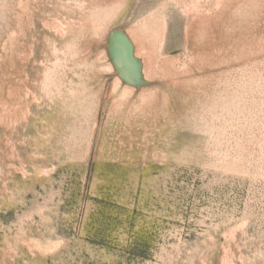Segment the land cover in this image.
<instances>
[{"label": "rangeland", "instance_id": "1", "mask_svg": "<svg viewBox=\"0 0 264 264\" xmlns=\"http://www.w3.org/2000/svg\"><path fill=\"white\" fill-rule=\"evenodd\" d=\"M106 1L0 0V264H264V1L245 30L232 1L125 0L94 38L81 13ZM158 6L171 76L147 80L114 47ZM116 77L151 107L115 108Z\"/></svg>", "mask_w": 264, "mask_h": 264}, {"label": "bare ground", "instance_id": "2", "mask_svg": "<svg viewBox=\"0 0 264 264\" xmlns=\"http://www.w3.org/2000/svg\"><path fill=\"white\" fill-rule=\"evenodd\" d=\"M171 1H176V0H171ZM230 1H232L231 3L235 4L233 10H234L235 16L238 18L237 23H236L237 28H239V29L243 28L245 30L247 28L250 29L249 26L251 24H245L244 21H245L246 17H247V22L249 20H251V21L253 20L250 18L253 16V14L255 15V11H256V7L254 4L255 0H216L214 7H215V9L218 10L222 6H224L225 4H228ZM124 4H125V0H108L104 3H98V4L90 5L85 11H83L81 13L82 19H81V23H79L80 29L84 30L85 32H87L91 35H93L94 38H100L104 33L107 32L108 25L110 24L112 19L114 17H116L118 11L120 10V8ZM252 4H253V14H252V9H251ZM160 6H158V7H160ZM182 6H183V9L186 13V10L188 9L186 2H183ZM158 7L156 10L154 9V11H150L140 21H137V23L134 24V26L127 28L126 30L123 31V33H121V35H119V36H121L120 38L123 39V41H125L126 45H124L122 42V43L116 44L117 46L114 47V48H116L115 50L117 52V54H116L117 56H115V57H117L118 59L126 60L127 64L131 63V62H135L134 58L131 56V51H132L133 55L136 58H139L141 60L142 67L140 69L141 70L140 72L143 75V77L147 80L151 79L157 73L162 78H167V77L171 76V72H170L171 69L168 70V68H166L164 65H162V63H163L162 60L159 61L158 57H156L158 50L162 47V45L165 41L166 33H167L166 14L164 12L165 7H160V8H158ZM207 13L210 14L209 12H207ZM191 14H192L190 16L191 19L187 22L188 24L186 26H184L185 27V34L187 36L186 37L187 39L190 38V39L195 40L196 37H198V36L200 37V35L207 29V27L205 26V16H207V15L199 14L198 9H196V8L192 9ZM77 22H79V21H77ZM51 23H53V22H51ZM53 24H54V28H56L57 32L59 34H62L61 36L66 35L68 32L71 33L73 31V29L75 28V24H73V23H60V22L55 23L54 22ZM112 37L113 36H111L110 38H112ZM118 37H115V38H118ZM238 37L239 38L235 43V45L238 46L237 47V56H240V58L244 57L245 55L252 57L256 53V51L252 46V43L249 39L250 37L244 38L243 33H241V34L239 33ZM112 54L114 55V52ZM99 59L102 60L103 58L100 57ZM251 60L254 62L253 59H251ZM127 68H126L127 74L128 73H131V74L134 73V71L130 68H128V70H129V72H128ZM100 69L102 71L108 72V71H111L113 68H112L111 63H109V62L107 63V62L103 61L102 64L100 65ZM120 75H121V73H120ZM128 77H130V76H127V78ZM130 83H127L124 85V84H122V82H120V79L118 77H116L113 80V83L110 87V96L113 99V101L112 100L111 101L114 102L113 104H114L115 108H118V107L124 105V106H127L129 111L136 110V111H143L144 112L145 110H147L148 108L151 107L152 99L154 98V95L151 92V90H149V89L141 90L138 94L135 95L134 94V86ZM255 85H256V83H255ZM16 106H14L13 108H15ZM9 107H11V106H9ZM246 107H248V106H246ZM19 109H20V107H19ZM237 109H238V107H237ZM19 111H21V110H19ZM25 112H26V110H25ZM239 115H241V114H239ZM246 116H247V114L245 115V119H246ZM9 117H8V119H9Z\"/></svg>", "mask_w": 264, "mask_h": 264}]
</instances>
